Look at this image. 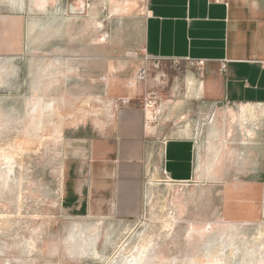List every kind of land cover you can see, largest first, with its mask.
Segmentation results:
<instances>
[{
	"label": "rangeland",
	"instance_id": "obj_1",
	"mask_svg": "<svg viewBox=\"0 0 264 264\" xmlns=\"http://www.w3.org/2000/svg\"><path fill=\"white\" fill-rule=\"evenodd\" d=\"M54 6L55 19L39 10L17 25L18 0H0V264H264V194L253 223L222 214L223 181L255 178L236 156L238 123L242 143L254 141L253 110L246 120L238 107L210 110L188 79L193 65L146 62L145 0ZM124 107L146 112L160 143L197 138L198 186L165 185L156 157L136 217L69 215L66 142Z\"/></svg>",
	"mask_w": 264,
	"mask_h": 264
},
{
	"label": "crops",
	"instance_id": "obj_2",
	"mask_svg": "<svg viewBox=\"0 0 264 264\" xmlns=\"http://www.w3.org/2000/svg\"><path fill=\"white\" fill-rule=\"evenodd\" d=\"M39 10L55 19L54 0H18L16 24L34 25L28 18ZM141 39L147 63L194 66L188 79L210 110L238 107L245 120L253 110V127L247 130L254 141L242 143L238 123L236 156L240 168L246 163L243 170L253 169L255 178L223 181L222 214L229 222L257 221L264 194V0H145ZM147 120L141 109L124 107L107 125L68 139L62 174L66 213L136 217L143 179L156 157L165 185L198 186L197 138L175 135L160 143L157 125Z\"/></svg>",
	"mask_w": 264,
	"mask_h": 264
},
{
	"label": "built area",
	"instance_id": "obj_3",
	"mask_svg": "<svg viewBox=\"0 0 264 264\" xmlns=\"http://www.w3.org/2000/svg\"><path fill=\"white\" fill-rule=\"evenodd\" d=\"M210 1H212V2H226V0H210ZM198 65H201L202 64V62L200 61V62H198L197 63ZM145 71H143V73H144ZM163 174H166V171L163 169Z\"/></svg>",
	"mask_w": 264,
	"mask_h": 264
},
{
	"label": "bare ground",
	"instance_id": "obj_4",
	"mask_svg": "<svg viewBox=\"0 0 264 264\" xmlns=\"http://www.w3.org/2000/svg\"><path fill=\"white\" fill-rule=\"evenodd\" d=\"M249 110H250V109H249ZM148 114H149V113H148ZM248 133H249V132H248ZM208 225H209V224H208ZM203 230H205V228H203ZM215 260H216V259H215ZM219 261H220V260H219ZM220 262H221V261H220ZM218 263H219V262H218ZM218 263H217V264H218Z\"/></svg>",
	"mask_w": 264,
	"mask_h": 264
}]
</instances>
